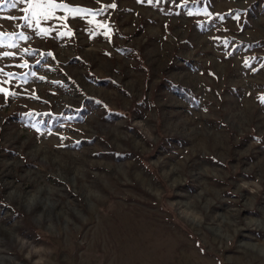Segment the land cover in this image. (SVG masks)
<instances>
[{"label": "rangeland", "instance_id": "rangeland-1", "mask_svg": "<svg viewBox=\"0 0 264 264\" xmlns=\"http://www.w3.org/2000/svg\"><path fill=\"white\" fill-rule=\"evenodd\" d=\"M56 2L116 7L0 0V264H264V0Z\"/></svg>", "mask_w": 264, "mask_h": 264}, {"label": "snow or ice", "instance_id": "snow-or-ice-1", "mask_svg": "<svg viewBox=\"0 0 264 264\" xmlns=\"http://www.w3.org/2000/svg\"><path fill=\"white\" fill-rule=\"evenodd\" d=\"M17 2H26L27 7L23 10L25 13L28 15L21 17L28 26H32V22H35V26L39 28V31L37 32V35L45 36L49 34L50 29L48 28H41L40 27V22L43 21H48L51 20L55 17V13L57 9H63L66 13H69L72 16H80V15H89V16H96L99 13H102L103 11L106 10V7H111L115 8V4H111L105 7H102L98 12L93 11L91 9H84L81 7H69L67 4L63 3H57L56 0H6V3L8 4V7L10 8H15ZM152 0H149V3H151ZM67 17H60L58 19L64 20ZM7 19H16L15 17H7ZM94 21H89V23H93ZM99 27H107V25L103 24H98ZM60 36H67L71 35L70 31H61L58 33ZM105 35H108L107 32L104 33ZM18 37L19 39H28L25 35L22 33H0V44H3L4 40L6 38L11 39V38H16ZM11 47H15L14 44L9 45ZM25 51H28L25 49ZM4 56H10L12 53L10 52H4ZM3 70L0 69V72ZM8 76H12L13 74L8 73ZM0 92H4L6 95H16V93L8 92L4 88H0Z\"/></svg>", "mask_w": 264, "mask_h": 264}]
</instances>
